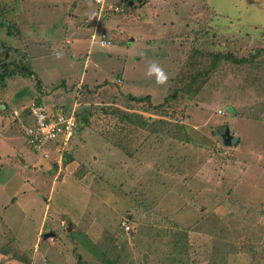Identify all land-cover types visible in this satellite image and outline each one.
Listing matches in <instances>:
<instances>
[{"label": "rangeland", "instance_id": "obj_1", "mask_svg": "<svg viewBox=\"0 0 264 264\" xmlns=\"http://www.w3.org/2000/svg\"><path fill=\"white\" fill-rule=\"evenodd\" d=\"M94 1L0 0L8 61L22 59L35 75L0 86V264H264V95L256 94L264 86L231 65L210 68L214 52L264 48V0H148L130 9L108 0L124 11L100 21ZM7 21L21 34H8ZM153 64L166 84L149 76ZM186 65L202 76L196 96L155 110L130 101L162 105ZM35 101H78L91 126L48 142V158L34 154L24 109ZM126 113L146 121L133 135L114 128ZM154 121L183 126L189 141L164 139L165 123ZM222 126L237 146L222 144ZM60 149L71 159L61 168Z\"/></svg>", "mask_w": 264, "mask_h": 264}, {"label": "trees", "instance_id": "obj_2", "mask_svg": "<svg viewBox=\"0 0 264 264\" xmlns=\"http://www.w3.org/2000/svg\"><path fill=\"white\" fill-rule=\"evenodd\" d=\"M130 1L131 0H121L120 2L124 3L125 6L128 9H130L132 8L128 5ZM145 4H149L148 0H141L140 5H145ZM214 14L215 13L213 12V15ZM7 22L9 24V26H7L8 34H11V35L21 34V32L19 31V28L15 25L14 21H7ZM205 22H206V25H205L206 27L208 25H207V21ZM208 35L210 34L207 33L206 36ZM10 51H12V48L0 39V53H4V57L3 58L0 57V86H2L5 83L6 79L11 78L12 76L16 74H21L24 77L35 76L32 69L28 65H26L22 59H20L18 63L15 60L8 61ZM260 53H264V48L257 49L255 53L254 52L247 53V56H243L241 54L236 55L232 51H228V53H225V54L222 53V51L214 52L211 55L212 61L210 64L211 66L210 68H212L213 71H215V70H218L219 68L223 69L224 66L231 65L229 68H232L233 70L244 71L243 73H245L246 79H250L253 77L256 80L257 85L264 86V62L257 61V58L260 55ZM192 71H193V67L190 65H186L178 69V72L176 73L175 78L171 80L168 86V91H167L168 94L165 96V99L162 105L154 106L151 103L150 96L135 97L132 95L131 97H129L130 101L141 104V105L143 104L147 105L149 109L155 110L156 108H164L165 106L167 107V105H170V103H172V105H175V101H174L175 99L179 100L181 97H192V96L194 97L196 96V93L194 92V88H197L199 84H201L202 76L195 75L192 73ZM37 85H39V82H37ZM79 89L81 93L82 91L85 90L82 88V86ZM256 94H257V97H260L264 95V91H257ZM170 99L172 102L170 101ZM1 106H4V105L1 104ZM232 111L234 114H236L235 110L232 109ZM113 112L115 115L116 114L118 116L120 115V112L118 110L114 109ZM77 118L79 121L77 133L82 131L81 128L83 126H86L88 128L91 126L90 122L92 118L90 116L89 111H84L83 113H81V109H80V112L77 114ZM120 119L121 121L118 122L116 126H114V128L118 127V130H117L118 132L126 130L124 132L127 135H131L132 133H134L135 128L142 127L143 124H146L145 119H143L140 115L139 116L129 115L126 113L125 116L124 115L122 117L120 116ZM136 119H139L138 120L140 122L139 124H137L136 121H134ZM154 122H157V124L160 122L165 123L163 121H154ZM120 126H123V129H121ZM183 128H184L183 126L174 125L172 123H165L164 128L162 126V128H160V130H158L157 133L166 140L173 139L178 142L180 140H183V141L185 140L186 142H188L189 140L186 136H181L180 130H182ZM175 134H178V135H175ZM102 136L105 138V140L111 142L116 147H118L120 150L124 151V148L121 147L123 143H120L118 139L115 142L112 140V138H115L117 136L116 133L114 132L109 133L107 131L104 134L102 132ZM65 152L66 151H63L61 159H60V163L58 166L60 168L62 164L70 162L71 160L70 156H67L68 154ZM63 156H66L64 160H63ZM254 252H259V251L254 250Z\"/></svg>", "mask_w": 264, "mask_h": 264}, {"label": "built area", "instance_id": "obj_3", "mask_svg": "<svg viewBox=\"0 0 264 264\" xmlns=\"http://www.w3.org/2000/svg\"><path fill=\"white\" fill-rule=\"evenodd\" d=\"M94 3L98 5V19L108 18L114 13L120 14L124 11V8L110 4L108 0H95ZM90 39L92 43L95 42L96 35H92ZM98 40H100L102 45H109L104 34H101ZM116 84L120 86L121 80L118 79ZM79 106L78 101L71 106H48L44 102L35 101L26 107L24 113L26 110L28 111V114H25L31 118V123L24 128V136L26 145L30 150L34 154H42L43 158H48V154L44 152V147L48 142L56 140L59 136H65V139H67L69 136L75 135L79 125L77 118V114L80 112ZM13 114L16 117L19 116L16 110L13 111ZM56 145L59 146L58 143ZM58 152L61 154L62 149L58 150ZM60 172L61 169L59 170ZM122 225H125L124 232L130 230V227L124 222Z\"/></svg>", "mask_w": 264, "mask_h": 264}, {"label": "water", "instance_id": "obj_4", "mask_svg": "<svg viewBox=\"0 0 264 264\" xmlns=\"http://www.w3.org/2000/svg\"><path fill=\"white\" fill-rule=\"evenodd\" d=\"M141 4V0H136V1H130L129 2V6L133 7L134 4ZM26 114H28V111H25ZM223 127V131L217 132L218 136L220 137L222 144L225 147H231V146H237L239 143V139L233 135L230 134V130L227 126H222ZM219 131V130H217ZM43 238H51L50 234H48L47 236L43 237ZM145 256V255H144ZM145 260V257H143V261Z\"/></svg>", "mask_w": 264, "mask_h": 264}, {"label": "clouds", "instance_id": "obj_5", "mask_svg": "<svg viewBox=\"0 0 264 264\" xmlns=\"http://www.w3.org/2000/svg\"><path fill=\"white\" fill-rule=\"evenodd\" d=\"M153 75L155 76L157 84L163 85L166 84L168 81L167 74L163 71L162 67H160L159 65L153 64L150 66L149 76H153Z\"/></svg>", "mask_w": 264, "mask_h": 264}, {"label": "flooded vegetation", "instance_id": "obj_6", "mask_svg": "<svg viewBox=\"0 0 264 264\" xmlns=\"http://www.w3.org/2000/svg\"><path fill=\"white\" fill-rule=\"evenodd\" d=\"M219 130H220V131H223L224 129H223V127H220ZM233 136H234V135H233Z\"/></svg>", "mask_w": 264, "mask_h": 264}, {"label": "crops", "instance_id": "obj_7", "mask_svg": "<svg viewBox=\"0 0 264 264\" xmlns=\"http://www.w3.org/2000/svg\"><path fill=\"white\" fill-rule=\"evenodd\" d=\"M94 4V3H93ZM95 6V5H94ZM96 8V7H95ZM109 18H111V17H109ZM97 20H99L100 21V19H98V18H96ZM106 19H108V18H106Z\"/></svg>", "mask_w": 264, "mask_h": 264}]
</instances>
